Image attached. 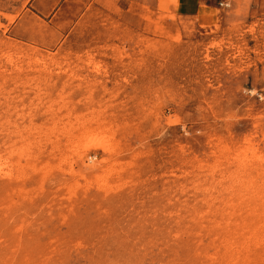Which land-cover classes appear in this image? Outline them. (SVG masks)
Returning a JSON list of instances; mask_svg holds the SVG:
<instances>
[{
	"label": "rangeland",
	"instance_id": "374dc122",
	"mask_svg": "<svg viewBox=\"0 0 264 264\" xmlns=\"http://www.w3.org/2000/svg\"><path fill=\"white\" fill-rule=\"evenodd\" d=\"M46 2L0 0V264H264V0Z\"/></svg>",
	"mask_w": 264,
	"mask_h": 264
},
{
	"label": "crops",
	"instance_id": "0c3cea01",
	"mask_svg": "<svg viewBox=\"0 0 264 264\" xmlns=\"http://www.w3.org/2000/svg\"><path fill=\"white\" fill-rule=\"evenodd\" d=\"M43 1V9H40V13L45 15V13L48 11V8H46V0H41ZM154 6L159 10V11H170L173 8L176 9L174 2L178 5H180L179 10L185 11V12H192L193 10L199 9L200 5L202 3H206L207 0H152Z\"/></svg>",
	"mask_w": 264,
	"mask_h": 264
},
{
	"label": "bare ground",
	"instance_id": "6f19581e",
	"mask_svg": "<svg viewBox=\"0 0 264 264\" xmlns=\"http://www.w3.org/2000/svg\"><path fill=\"white\" fill-rule=\"evenodd\" d=\"M96 139H99V138H97V137H92L89 141L90 142H96ZM101 139H103V138H101ZM99 141V140H98ZM100 141H102V140H100ZM104 142V141H103ZM103 142H101V144L103 143ZM105 143V142H104ZM86 145H88V147L90 146V144H86ZM102 145H105V144H102ZM107 146V145H106ZM86 147V146H85ZM87 148V147H86Z\"/></svg>",
	"mask_w": 264,
	"mask_h": 264
}]
</instances>
